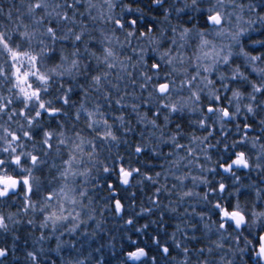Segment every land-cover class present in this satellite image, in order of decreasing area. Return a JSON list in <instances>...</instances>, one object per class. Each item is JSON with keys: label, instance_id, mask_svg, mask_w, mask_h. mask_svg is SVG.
Here are the masks:
<instances>
[{"label": "clouds", "instance_id": "9594fccd", "mask_svg": "<svg viewBox=\"0 0 264 264\" xmlns=\"http://www.w3.org/2000/svg\"><path fill=\"white\" fill-rule=\"evenodd\" d=\"M261 234L264 0H0V264H264Z\"/></svg>", "mask_w": 264, "mask_h": 264}, {"label": "snow or ice", "instance_id": "6c2138e0", "mask_svg": "<svg viewBox=\"0 0 264 264\" xmlns=\"http://www.w3.org/2000/svg\"><path fill=\"white\" fill-rule=\"evenodd\" d=\"M210 19H212V17H210ZM78 38V37H77ZM153 67L155 68V67H157V65H153ZM165 87V85H161V88H164ZM49 111H53V110H49ZM209 111H211V107L209 108ZM224 114L225 115H227L228 113H227V109H225V111H224ZM245 127H247V125H245ZM141 149H139V148H137V151H140ZM238 155H240V154H238ZM33 159H35V157H33ZM107 171V170H106ZM120 174H121V179H122V182H124V183H127V180L125 179V177H127V176H129L130 175V173H128L126 170H124L123 168H121L120 169ZM108 187H112V185L111 184H109L108 185ZM223 187H224V185L223 184H221L220 185V188L221 189H223ZM49 199H51V195H49ZM113 204H114V207H115V210L117 211V212H119L120 210H121V208H122V202L120 201V200H113ZM220 215L221 216H227V215H232V216H235L236 215V213H229V212H227L225 209H220ZM53 217H54V219H53V223H55L56 221H58L59 219H61L59 216H56L55 215V213H53ZM75 218V217H74ZM45 219L47 220L48 219V217H45ZM223 226V225H222ZM258 245H259V252H260V255H261V258H264V234H261L260 236H259V240H258ZM57 247H59V241L57 242ZM164 251H168V249H164ZM137 252H143V249H137V250H135V251H130L129 253H128V255L130 256V257H136V255H137Z\"/></svg>", "mask_w": 264, "mask_h": 264}]
</instances>
